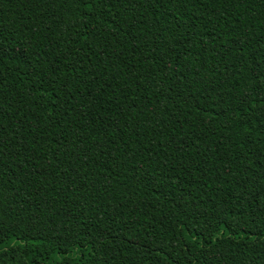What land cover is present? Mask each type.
<instances>
[{
	"label": "trees",
	"instance_id": "trees-1",
	"mask_svg": "<svg viewBox=\"0 0 264 264\" xmlns=\"http://www.w3.org/2000/svg\"><path fill=\"white\" fill-rule=\"evenodd\" d=\"M0 264H264V0H0Z\"/></svg>",
	"mask_w": 264,
	"mask_h": 264
}]
</instances>
